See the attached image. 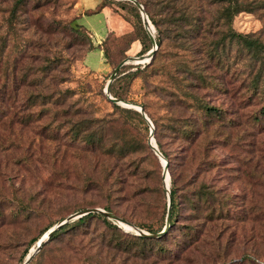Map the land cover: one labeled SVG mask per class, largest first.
<instances>
[{"label": "rangeland", "instance_id": "374dc122", "mask_svg": "<svg viewBox=\"0 0 264 264\" xmlns=\"http://www.w3.org/2000/svg\"><path fill=\"white\" fill-rule=\"evenodd\" d=\"M102 1L108 3L96 12ZM148 1L160 44L146 62L139 59L153 49L152 39L129 0H0V264H24L46 228L91 209L124 223L97 213L82 224L75 218L28 264H264V100L251 94L248 57L233 53L228 40L225 53H203L194 18L200 25L213 19L218 0ZM239 1L247 11L233 18L231 29L264 45V0ZM105 21L109 32L101 38ZM141 33L149 38L141 42L150 47L144 54L133 42ZM123 60L119 71L131 75L119 85L124 99L118 106L144 105L151 124L108 100L106 84ZM200 74L205 85L198 83ZM192 89L221 109L225 124L206 161L195 152L190 166L176 170L178 184L184 191L214 188L229 199L228 215L209 221L183 204L167 227L162 161L148 142L173 163L178 143L166 122L195 115ZM78 122L100 135L105 148L75 138ZM129 132L140 139V156L106 154ZM165 228L157 243L134 237L138 230L153 235Z\"/></svg>", "mask_w": 264, "mask_h": 264}, {"label": "trees", "instance_id": "16d2710c", "mask_svg": "<svg viewBox=\"0 0 264 264\" xmlns=\"http://www.w3.org/2000/svg\"><path fill=\"white\" fill-rule=\"evenodd\" d=\"M136 1L143 7V10L145 11L149 27L151 26L153 28V38L155 39L156 45L158 46L160 44V36L157 33V28H159V25L152 16L150 9L151 5L148 0ZM104 2L106 3L107 1H102L96 8V12H98V10L103 7ZM225 2H228L227 5L225 4ZM217 3H219L220 6L218 7L219 9H217L216 13L213 15V19H204V22L202 23V25H200L197 19L195 20L194 18V21L196 22V26L194 25L196 27V33L197 35L202 34V38L205 40L203 46V53H213L212 55L216 56H218L219 53H225L226 40H228L229 45L233 47V53H237V55H242V53H245V55H247L248 57V60L246 59L244 60V62H247L248 64L244 65L247 66L248 73L250 75L249 83L252 86L250 90L251 94H256L257 97H260V100H264V45L260 42V39L258 37H253L252 35H242L236 33L234 30L231 29V22L233 18L239 13L247 11L242 2H240L239 0H218ZM129 4L132 3L129 2ZM132 6L137 11V8L133 4ZM137 15L138 20L141 23L139 14ZM213 21L218 22L219 25H215ZM76 27H79L83 31H86V27H84V25L77 24ZM219 27L220 31H217V28ZM216 33L220 34V37L217 40L214 39ZM143 38L149 41V38L146 33H141L139 36H136L133 40V42L138 41V43L140 44L139 46L140 52H142L141 54L146 53L150 49L149 46H146L144 43H141L143 42ZM151 60H153V57L151 58ZM151 60L146 66H150ZM242 60L243 58L239 60L237 59V61L234 63V66L241 63ZM139 71L140 68H136L135 73H139ZM130 75V73H124V71H119L115 75L114 81L109 86V93L114 99L119 101H122L124 99L119 91V85L124 80L129 78ZM198 80L201 82H198L199 84L205 85L206 79L203 75L200 74ZM193 88L196 87L193 86ZM191 92L192 93H190L191 95H189V97L195 104V110L192 109L195 115L187 119H181L173 116L170 117L166 122V129L169 131L170 137L178 143L177 150L173 153V163L172 159H170V157L161 150L160 146H156L163 158L168 161V169L171 170L169 188L171 226L174 225V221L178 218L183 204H187L189 210L194 213L201 214L202 212H205L206 218H208L209 221L214 220L215 217L225 218V216L228 215V212H224L223 208L227 206L229 199L227 197H222L220 199L218 197L217 191L214 188L210 187L209 185H200L199 187L191 191H184V189L180 188L178 184L179 179H181L182 176L180 174H177L176 172L182 167L190 166L191 161H193V156L195 152H198L201 158H204V160L206 161L208 151H210L211 146L216 142L219 136V128L221 126H224L225 124V117L222 114L221 109L210 105L202 96L197 94L198 89L197 92L194 89H192ZM185 94H187L186 91ZM109 102L111 103L114 109L120 110L122 114L126 116H134L135 118L133 119H136L138 123L146 125L147 122L143 119L142 115L138 111L132 108H121L118 106V104H115L110 100ZM136 106L142 107L146 114L144 105L140 104ZM259 113L261 115H264V105L261 107ZM256 119L259 120L258 117H256ZM127 128L130 127L127 126ZM72 131L74 133L75 138H79L80 142H82L86 146H89L91 149L96 150L105 148V145L103 144V138L100 135H97L96 133H87V129L84 124L80 122L76 123L73 126ZM131 136L132 134H130L129 132L126 135V140L120 145H113L112 150H109L110 147H107L105 151L106 154L108 153V155L110 154L118 158L126 156H140L139 154L142 148L140 139L138 138V136L136 138H134V136ZM148 148L150 149L149 144ZM144 161H139V163H137V167H141V164H143ZM133 162L135 163L136 161ZM172 165L176 166L177 168L175 167L176 169H171ZM94 215V213L86 214L78 218L76 222L78 224H82L84 221L93 217ZM104 219L106 220V218ZM52 226L53 225L46 228L38 238L33 240L31 245L39 241V238L43 234L45 235L47 232H49L52 229ZM67 227L68 225L66 223L64 226H61L60 228L55 230V232L50 236V238L46 242L52 240L58 233L62 232ZM137 227L141 228L140 226ZM163 236L159 238H152L137 235L134 237L136 238V240L141 241L143 245H145L146 243L160 242ZM46 242H43L41 244V248L46 244Z\"/></svg>", "mask_w": 264, "mask_h": 264}, {"label": "water", "instance_id": "95a60500", "mask_svg": "<svg viewBox=\"0 0 264 264\" xmlns=\"http://www.w3.org/2000/svg\"><path fill=\"white\" fill-rule=\"evenodd\" d=\"M129 1L133 2V3H134L135 5H137V7L139 8L140 13H141L142 21H143V23L145 24V29H146L147 33L149 34V36L151 37V39H152V43H153V49L147 53L146 58H142V59H139V60H148V59H151L153 53H154L155 50H156V44H155V41H154V38H153V35H152V33H151L150 28H149L148 26H146V24L148 23L147 17H146V15H144V13L142 12L143 8L141 7V5H139L135 0H129ZM135 60H138V59H135ZM127 61H128V60H123V61H121V62L116 66V68H115V70H114V73H113L111 79H112V78L117 74V72H118V71H119V70H120V69H121V68L127 63ZM146 62H147V61H146ZM110 82H111V81L107 82L106 87H105V93H107V94L109 93ZM108 99H109L111 102L115 103V104H118V105H121V104H122V102H120L119 100H116V99L112 98L111 96H108ZM126 105H128V104H126ZM128 108H132V109L138 111V112L142 115L143 119H144L147 123L151 124L150 120H149L148 117L146 116V114H145V112H144V110H143L142 107H140V106H136V105H129ZM148 144H149V146H150L151 151H152V152L158 157V159H159V160H162V159L164 160V163H162V175H163V179H164V183H165V178H166V176L168 175V163H167V161L163 158V156L160 154V152L158 151L156 145H154V144L152 143L151 140H149ZM168 181H169V180H168ZM165 184H166V183H165ZM166 190H167L166 226L168 227L169 224H170V220H171V207H170L169 188L167 187ZM89 213H98V214H101V215H103V216H105V217H107V218H109V219H111V220H113V221L118 222V223H124V221L121 220L119 217H117V216H115V215H112V214H110V213H107V212H105V211L98 210V209H91V210H86V211H84V212H79V213H77V214H75V215H72V216L68 217V218L66 219V221L57 224V225L54 226L49 232H47V233L45 234V238H44V239L41 238V239L37 242V245H36L35 250H34V251H33V252H32V253L26 258L24 264H28V263L32 260L33 256H34V255L40 250V248H41V244H42L43 242H46V241L50 238V236L55 232V230H57V229L60 228L61 226H64L67 222H69V221H71V220H73V219H75V218H80V217H82V216H84V215H86V214H89ZM138 232H139V235H141V236L152 237V238H159V237L163 236V235L166 233V228H165V230H163V231H161V232H159V233H156V234H154V235H151V234H149V233H145V232H143V231H141V230H138Z\"/></svg>", "mask_w": 264, "mask_h": 264}, {"label": "crops", "instance_id": "0c3cea01", "mask_svg": "<svg viewBox=\"0 0 264 264\" xmlns=\"http://www.w3.org/2000/svg\"><path fill=\"white\" fill-rule=\"evenodd\" d=\"M98 3H99V2H98ZM98 3H97V4H98ZM81 8H82V7H81ZM85 10H86V9L83 8V11H85ZM88 10H89V9H88ZM104 13H105V11H102V14H103V15H104ZM104 18H105V16H104ZM107 24H108L107 21H105V23L103 22V23L100 24V28H99V31H98V36H99V37L103 38V37H105V36L107 35V33L109 32V31H108V27H107L108 25H107ZM104 28H105V29L107 28V29L105 30ZM104 30H105V31H104ZM106 31H107V32H106Z\"/></svg>", "mask_w": 264, "mask_h": 264}, {"label": "bare ground", "instance_id": "6f19581e", "mask_svg": "<svg viewBox=\"0 0 264 264\" xmlns=\"http://www.w3.org/2000/svg\"><path fill=\"white\" fill-rule=\"evenodd\" d=\"M151 27V26H150ZM145 61H148V60H145ZM154 145H155V143H153ZM162 161V163H164V160L162 159L161 160ZM169 177H168V175L166 176V178H165V183H166V185H167V187L169 186ZM119 224H121V223H119ZM122 225V224H121ZM43 239L45 238V235L42 237ZM37 245V244H36ZM36 245H35V248H36ZM33 250H35V249H33ZM32 250V251H33Z\"/></svg>", "mask_w": 264, "mask_h": 264}]
</instances>
